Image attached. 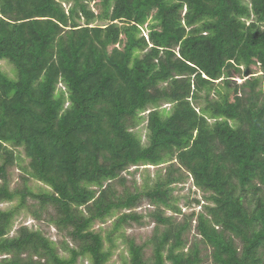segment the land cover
I'll use <instances>...</instances> for the list:
<instances>
[{"label":"trees","instance_id":"obj_1","mask_svg":"<svg viewBox=\"0 0 264 264\" xmlns=\"http://www.w3.org/2000/svg\"><path fill=\"white\" fill-rule=\"evenodd\" d=\"M2 61L16 73L0 67V204L16 205L0 209V264H108L117 233L123 264H205L201 242L213 264H264V0H0ZM147 111L144 145L132 130ZM18 149L29 164L12 190ZM140 166L159 168L142 191L119 193ZM190 178L208 204L178 221L166 213L184 214L174 192ZM29 199L67 232L68 257L41 230L10 237ZM145 200L151 263L124 232ZM115 216L106 237L95 230ZM196 217L201 241L187 249Z\"/></svg>","mask_w":264,"mask_h":264},{"label":"rangeland","instance_id":"obj_2","mask_svg":"<svg viewBox=\"0 0 264 264\" xmlns=\"http://www.w3.org/2000/svg\"><path fill=\"white\" fill-rule=\"evenodd\" d=\"M68 10L69 5L65 6ZM91 8L98 13V8L95 3L91 4ZM153 21L150 20L146 25L141 27V33L143 36L147 37L148 35V26ZM84 24V22H81ZM105 22H95L92 26L97 25H104ZM138 56H142L143 53L138 52ZM1 69L8 74L10 77H15V68L14 66L9 63L8 61H2L0 62ZM256 72H259V69L254 68ZM258 77L264 78L263 73L259 72ZM249 78V77H247ZM231 79L237 81V83L241 84L245 81V79H242L240 75L234 74ZM60 88H63L60 86ZM161 109L166 110L167 112L171 109V105L169 104H163ZM148 111L145 113H140V117L143 119L138 122L137 126L132 130L134 131L142 140V143L144 145L148 144V129H147V115ZM18 154L20 155V161L15 164V166L10 167L9 169V178H10V185L11 189L15 190L18 188H21L23 185V179L22 177L25 175L23 169L28 166L29 159L26 158L25 152L23 149H18ZM167 166V165H165ZM164 168V165L161 166ZM148 168V169H147ZM159 167L154 166H140L139 169L137 167H131L128 171L124 172L122 174L123 177L126 178V183L122 184L118 182L116 184L118 192L123 193L125 190H129L131 192H135L137 188H139L141 191L143 190V187L147 183L151 182V179L149 177H154L156 175V171ZM29 186L32 187V189L35 192H38V187L42 186L41 183L30 179ZM176 190L174 192V197L178 199L177 205L182 209L183 215H174L171 211H167L166 215L168 216H174L177 218L178 221L184 220V215H190L193 211H195L197 214L204 211V205H207L208 203L204 201V193L200 191L198 188H196L193 184L192 178L188 179L185 183H181L176 186ZM199 199L201 200L200 205H192L191 207L185 206L188 199ZM16 205L15 203H3L0 204V209L2 210H9L13 208ZM29 206L30 209L23 210L15 219L14 225L10 234L11 236L16 235V232L18 229L22 226H26L30 229L34 230H41L44 232L45 236L51 239L54 243L57 244L58 253L63 257H68V253L64 251L62 248L64 243H69L71 247L74 245L73 241L69 237L66 231L60 232L53 224H50L48 222V212H41L39 204L37 201L33 199H29ZM38 212V214L41 216L40 220L36 219L31 211ZM52 210H50L51 212ZM135 211L139 214H142L145 216V218L142 220V223L137 222H130L124 227L125 235L135 240V242L138 245H145V258L146 260L151 263L153 259V246L150 243L153 235L155 234L156 229V223L155 220L149 216L151 212L154 211V207L149 204L148 201H143ZM117 216L113 217L111 220H108L106 223H96L94 228L97 231H100V233L103 235V237L107 236V232L112 231V225L113 222ZM197 217L195 218L193 222V230L190 233H187L188 237V243H187V249H189L192 244L197 241V243H200L201 237L197 234V231L195 229L196 227V221ZM164 228L162 227L161 230ZM237 244L241 246V243L239 240H236ZM200 248L202 250V255L205 256L206 262L205 264H213V259L211 257L212 249L211 247L205 245L204 243H200ZM105 249L110 250L112 255L108 261V264H123V261L129 257L127 247L125 245L124 239L121 236V234L117 233L114 236L113 242L107 241L105 239ZM208 256V257H206ZM3 257L0 256V260ZM37 259V258H36ZM76 264H90V262L85 258H79Z\"/></svg>","mask_w":264,"mask_h":264}]
</instances>
